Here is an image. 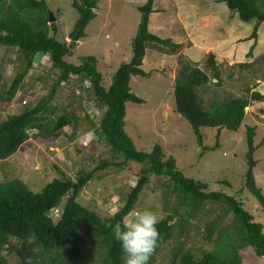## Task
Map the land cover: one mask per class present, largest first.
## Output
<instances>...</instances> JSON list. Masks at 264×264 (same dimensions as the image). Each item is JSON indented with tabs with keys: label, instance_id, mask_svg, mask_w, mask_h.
<instances>
[{
	"label": "trees",
	"instance_id": "trees-1",
	"mask_svg": "<svg viewBox=\"0 0 264 264\" xmlns=\"http://www.w3.org/2000/svg\"><path fill=\"white\" fill-rule=\"evenodd\" d=\"M154 1L146 0L138 6L141 18L137 33L132 39V58L122 63L106 85L104 74L99 68L95 55L84 56L80 63H72L66 56L72 52L73 43L60 40L50 33L54 23H50L47 0H0V46L16 47L23 55L24 67L13 79L11 85L0 99L10 101L20 89L36 56L48 55L58 75L49 92L38 102L17 114H9L0 121V161L12 158L20 145L32 137L30 130H37L36 136L57 137L65 127L72 126V135L79 131L81 118L74 112L63 109L56 118L47 114L56 112L51 104L57 90L64 82L72 78L82 82L79 98L85 93L99 105L96 112H87L86 119L92 123L96 141H102L111 152V158L101 160L93 168L73 177L55 166L58 176L49 181L38 192L29 188L20 177L0 179V264H8L5 251L9 248L19 257L18 264H91L81 231L91 238L93 246L102 250L104 264H124V256L119 244L114 240L110 225L126 222L127 216L135 209L141 191L150 182V175L169 177L172 191L176 194L177 204L172 213L158 218L159 240L149 258L148 264H154V253L165 242L180 240L188 226L198 218L199 210L205 205H223L224 213L205 225L200 235L212 244L197 255L191 248L183 251L177 264H244L246 248H252L253 258L264 263V223L245 207L239 192H250L255 196L260 209L264 212V191L260 186L255 165L254 153L259 146L255 144V127L247 126L246 138L248 150L245 182L237 193L223 189H214L203 180H197L185 174L177 165L176 158L167 155L163 146L156 143L150 151L137 148L133 138L125 129L126 105L128 102L144 103L142 97L134 93L131 87L132 76H149L141 68L148 43L151 51L180 45L171 38H162L149 30V19L154 11ZM231 10L238 13L244 22L255 21L252 38L258 36V26L264 22V0H224ZM79 16L74 31L79 38L85 36V28L95 18L98 0H72ZM57 31L56 26L53 25ZM251 54V51H250ZM39 60V59H38ZM203 69L198 64L186 61L182 64L175 80L174 93L176 110L193 126L197 141L203 150L210 149L203 143L202 126H215L219 130L239 129L245 109L251 99H263L259 92L251 96L217 97L214 93L208 104L201 96L206 94L212 78L222 85L218 66L208 60ZM209 89V88H208ZM27 104V101L26 103ZM94 117V118H92ZM93 140H89L90 143ZM213 148V147H212ZM134 163H146L142 167L131 189L123 196L119 209L110 216L100 215L78 201L81 191L100 172L109 167L123 169ZM227 185L228 180L222 181ZM58 209V218L51 212ZM232 214V220L225 223V215ZM225 214V215H224ZM201 223L202 220L198 219ZM225 223V224H222ZM16 239L14 243L12 240Z\"/></svg>",
	"mask_w": 264,
	"mask_h": 264
},
{
	"label": "rangeland",
	"instance_id": "rangeland-1",
	"mask_svg": "<svg viewBox=\"0 0 264 264\" xmlns=\"http://www.w3.org/2000/svg\"><path fill=\"white\" fill-rule=\"evenodd\" d=\"M131 2L140 4L145 3L146 0ZM47 3L55 17L50 23H54L57 29V31L54 30L52 25L50 33L55 32L60 40L74 42L72 52L66 56V59L78 64L84 56L95 55L99 60V68L104 74V82L108 85L118 67L132 58V39L137 33L141 12L133 7L134 5L128 4L126 0H98L96 16L86 26L85 36L79 38L78 35L77 40H72L75 23L79 16L77 9L72 5V0H47ZM230 11L235 13L234 18L230 19L229 15L225 18L222 14V22H225V25L242 24L245 26L243 31H248L250 35L256 22L254 20L244 22L236 11L228 9V13H231ZM171 34L176 36L177 31L172 29ZM176 42L179 43L180 40L176 39ZM151 45L148 43V48H151ZM208 45L210 43L203 45L204 47L199 46L206 49ZM225 46L222 45L221 68L222 76L226 79V75L231 71L232 61L223 49ZM188 47L182 42L175 50L172 47L156 49L159 52L157 54H153L156 50L149 49L148 53L151 55L147 57L145 64L143 61L141 65L144 71L150 73L149 76H134L133 82L131 81L134 93L146 101L144 103L128 102L125 129L133 138L137 148L150 151L156 143H159L166 154L176 156L177 165L185 174L208 182L211 188L237 193L245 182L248 150L246 131L247 126L252 124H242L236 131L226 128L219 130L215 126H202L204 145L214 146L203 150L202 145L197 141L193 126L176 110L174 87L184 62L196 63L203 69L211 70L212 73L213 69L210 65L208 66V60L210 57L214 58V55L213 53L205 54L201 57V62H194L189 58ZM35 60L14 98L10 101L0 99V121L9 114L24 111L28 105L38 102L49 92V87L57 78L58 71L53 67L48 55L41 54V57L36 56ZM259 61L258 68L252 65L255 67L253 71L247 70L241 73V76L228 80L229 87L234 92L230 94L227 92V96H236L232 94L237 93V90L241 91V96H246L243 89L247 90L251 86L264 88V62ZM23 67V55L16 47L0 46V95L6 93ZM235 80L240 82L238 89L233 84ZM81 81L72 78L64 82L51 101L56 112L47 114L49 117L56 118L63 113L64 108L74 111L81 118L76 136L68 137L69 134L72 135V126L65 127L63 133L57 137L43 138L35 135L37 130H30L32 137L20 145L18 152L12 158L0 161V178L7 180L20 177L30 189L38 192L58 176L59 172L55 166L76 177L84 170L93 168L101 160L111 158L112 152L102 141L94 139L96 138L94 131L90 130L92 123L85 118L89 110L92 109V113L98 111L99 105H96L90 92L82 91L83 96L79 98ZM211 87L215 90L217 97L226 96L222 85L218 86L216 81L212 82ZM200 93L206 104L214 95L212 92L208 95ZM24 100L27 104L23 103ZM261 120L258 126L254 125L258 134L255 136V144L259 143L260 147L254 153V157L261 153L264 155V121ZM83 133H89L90 139L93 136V140L86 146H81L77 142V135ZM144 166L146 163L130 162L123 169L115 166L103 170L85 186L78 201L100 215L114 214L116 209H119L123 196L134 185L136 176ZM261 170L257 168L258 176L262 174ZM258 178L261 181L260 177ZM225 180H228L230 184L222 182ZM170 183L169 177L150 175V182L141 191L135 209L131 213L145 208L152 209L158 218L172 213L178 201ZM262 188L264 190V186ZM239 196L243 198L245 207L255 215L256 219L264 223V212L260 209L255 196L243 190L239 192ZM224 209L223 205H205L199 210L198 218L188 226L180 240L167 241L154 253V264H177L181 253L186 249L191 248L199 255L204 248L212 247V244L207 242L198 231L199 229L203 231L208 222L217 219L219 213H224ZM130 214L126 220L131 218ZM232 216L227 213L224 222L229 223ZM199 218L203 223L198 220ZM81 235L86 248L89 249L90 263L104 264L101 248L92 245L90 236L84 230L81 231ZM12 241L15 243L17 240L13 238ZM251 252H253L252 248L244 250V264H264L260 261L258 263L257 261L261 259L253 258ZM4 253L8 264H18L19 257L14 251L8 248Z\"/></svg>",
	"mask_w": 264,
	"mask_h": 264
},
{
	"label": "crops",
	"instance_id": "crops-1",
	"mask_svg": "<svg viewBox=\"0 0 264 264\" xmlns=\"http://www.w3.org/2000/svg\"><path fill=\"white\" fill-rule=\"evenodd\" d=\"M131 1L133 0H126L131 6L134 5L133 7L137 10V6L144 4V2L134 4ZM225 4L226 2L224 0H155L153 6L154 11L150 14L148 27L152 33L162 38H171L172 41L179 45L182 42L183 44H187L189 46V58L193 59L194 62H201L200 59L203 55L213 53L214 58L211 57V62H214L218 66L222 77V89L227 96V92L229 94L234 92V90L229 87L230 82L228 84V80L241 76V73L247 70L250 72L253 71L255 67L252 65H256L258 68L259 60L264 62V25H261L264 24V22L258 26V36L252 38L254 29L249 35L248 31H243L245 26L242 24L235 25L234 23H230L225 25V22H222V14L225 15V18H228L229 15L230 19H233L235 14L232 11L228 13V9L230 8L227 9L228 6ZM172 29H174L175 32L177 31L176 36L170 35ZM176 39L180 40V42H176ZM208 43H210V45L204 49L203 45H207ZM222 45H226L223 49L226 50L228 58L232 61L230 63L231 71L226 75V79L222 76L221 68ZM150 50L148 47L146 48L147 54H145L143 59L144 64L147 57L151 55L148 53ZM202 50H204V52ZM210 50H213V52H210ZM157 53L159 52L156 50L153 54ZM133 80L134 76L131 77L132 82ZM215 81L217 82L216 78L211 80L209 87H207L206 94L210 92L215 93V90H212L211 87L212 82ZM233 84L236 86V89H238L240 82L235 80ZM244 91L245 95L249 97L253 92H259L264 96V88L251 86L247 90L243 89V92ZM240 93L241 91L237 90V93L232 95H236L234 97L241 96ZM127 106L128 103L126 109ZM261 119L264 121V98L251 99L246 108L242 124L249 123L252 124L251 126H258L261 123L260 121H262ZM255 136H258V134L256 133ZM261 146L263 147V145ZM255 158L257 160L255 165L256 174L257 168L262 169V174L260 176L257 174L258 182L262 187L264 186V155L261 153ZM258 177H260L261 181Z\"/></svg>",
	"mask_w": 264,
	"mask_h": 264
},
{
	"label": "clouds",
	"instance_id": "clouds-1",
	"mask_svg": "<svg viewBox=\"0 0 264 264\" xmlns=\"http://www.w3.org/2000/svg\"><path fill=\"white\" fill-rule=\"evenodd\" d=\"M200 92L202 91L200 90ZM24 101L23 103H26V101ZM89 140V133L77 135V142L81 146H86ZM212 147L214 146H210V148ZM258 148L260 147L258 146L257 149ZM173 156L176 158L175 155ZM51 213L55 215L56 218H58L57 208L53 209ZM130 215L131 218L126 222H117L114 225H110L114 240L119 244L121 252L123 253L124 264H148L149 258L154 252L159 240V231L157 228L159 223L158 216L150 208L134 211ZM26 264H31V262L26 261Z\"/></svg>",
	"mask_w": 264,
	"mask_h": 264
},
{
	"label": "water",
	"instance_id": "water-1",
	"mask_svg": "<svg viewBox=\"0 0 264 264\" xmlns=\"http://www.w3.org/2000/svg\"><path fill=\"white\" fill-rule=\"evenodd\" d=\"M49 17H50V21H53L54 18H55L51 11L49 12ZM78 35H79V31L77 30V31H75V33H74V35L72 37V40H75V39L77 40L78 39Z\"/></svg>",
	"mask_w": 264,
	"mask_h": 264
},
{
	"label": "built area",
	"instance_id": "built-area-1",
	"mask_svg": "<svg viewBox=\"0 0 264 264\" xmlns=\"http://www.w3.org/2000/svg\"><path fill=\"white\" fill-rule=\"evenodd\" d=\"M25 102V101H24Z\"/></svg>",
	"mask_w": 264,
	"mask_h": 264
}]
</instances>
